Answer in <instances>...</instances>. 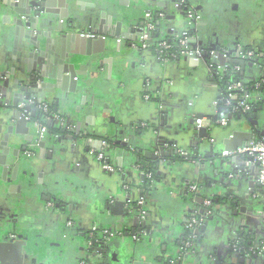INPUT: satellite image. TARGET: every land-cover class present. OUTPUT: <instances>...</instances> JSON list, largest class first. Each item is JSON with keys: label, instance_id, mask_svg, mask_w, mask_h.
I'll list each match as a JSON object with an SVG mask.
<instances>
[{"label": "crops", "instance_id": "0c3cea01", "mask_svg": "<svg viewBox=\"0 0 264 264\" xmlns=\"http://www.w3.org/2000/svg\"><path fill=\"white\" fill-rule=\"evenodd\" d=\"M72 1L73 12L84 18L87 16V21H77L74 29L88 35L99 26V9L106 7L109 12L107 6H113L110 10H116L131 32L122 41L120 51L102 55L104 60L111 61H105L100 72L102 101L96 128L80 116L75 102L65 104L63 100L47 95V103L54 105L59 115L71 125V134L59 141L61 144L56 150L48 148L42 154L38 149L34 156L28 157L23 152L24 148L31 151L33 147L26 139L28 135L16 136L15 132L13 135L7 132V119L0 116L3 128L0 147L11 154L19 150V157L14 156L15 163L25 164L20 165L15 180L11 175L8 184L0 181V242L4 243L8 264H82L86 261L88 264L90 260L91 264H130L132 258L146 257L155 264L168 263L185 232L184 220L191 211L188 189L197 178L196 164L185 160L177 162L182 164L181 169L175 168L176 164H163L156 171L155 191L163 195L155 194L154 202H145L147 237H137L138 241L128 237L125 242L114 238V244L108 248L109 254H103L101 259L100 256L89 259L91 254L85 250L82 239L83 233L98 226L122 234L139 229L137 212L144 197L143 174L129 164L122 165L121 170L107 172L93 153L102 138H130L137 127L142 128V135L137 140L146 150L157 151L159 140H165L175 143L173 148L182 154L194 150L203 157L211 156L207 157L203 189L216 199L218 209L226 202L231 203V209L223 217L214 210L190 264H263L258 258L255 262L246 257L240 259L230 246L242 227L259 238L264 235L259 220L262 202L254 197L260 188L252 182L254 178L256 180L258 166L247 156H229L248 144L251 131L264 137V69L260 63L246 61L243 73L248 85L262 80L259 102L263 110L258 109L250 120L231 115L230 125L222 127L219 115H227L224 113L227 104L219 84L210 81L213 73L205 63L200 61L199 67L186 69V65L177 60L164 66L154 53L146 54L141 49L140 53L130 45L137 44L135 30L141 28L147 9L166 16L165 20L158 21L159 41L170 42L188 35L192 29H189L184 14L175 8L181 0H80L86 3L81 8L76 5L79 0ZM192 4V12L197 11L203 18L194 33L199 42L193 46L220 49L225 53L220 60L226 65L222 69L234 59L243 61L237 54L246 47L264 60V0H192ZM170 16L176 17L175 20H168ZM90 18L92 24L88 21ZM9 19L10 14L0 11L1 28ZM7 48L4 41L0 47V70L10 73L11 85L16 80L27 81L34 74L29 73L32 64H25V57H21L16 48ZM237 67L242 71L241 66ZM219 102H223L224 107ZM220 109L222 113H219ZM197 118L204 120L202 128L207 130L210 139L196 137L199 134ZM79 131L82 136H78ZM75 139L77 141H73ZM195 143L197 147L192 149ZM107 156L111 159L109 154ZM111 160L117 168L115 159ZM68 184L72 190L60 197L59 190ZM11 186H20V189L13 192L9 190ZM48 197L53 202H62L49 213L45 210L51 202L46 200ZM103 202L108 204L107 208H102ZM93 205L102 217H94ZM11 236H17V239ZM126 242L130 244H123Z\"/></svg>", "mask_w": 264, "mask_h": 264}, {"label": "water", "instance_id": "95a60500", "mask_svg": "<svg viewBox=\"0 0 264 264\" xmlns=\"http://www.w3.org/2000/svg\"><path fill=\"white\" fill-rule=\"evenodd\" d=\"M187 1L191 5V7L187 5ZM184 2V4H180L175 8L179 12L184 14V19L186 23H188L189 29H192V32L196 33V26L197 24H202L203 18L196 11L194 12V14L200 16V20H190L188 17L189 12L193 11L194 6L192 4V0H184ZM85 4V2H82L80 0L76 2L78 8H81ZM122 4L124 6H127L126 2H122ZM72 7V0H0V11L10 14V19L7 20L8 22L5 23L2 28L0 27V47L3 42L6 41L8 48H16L17 53H19L21 57H25V64H32L33 69L30 70L29 73H34L27 81L20 82L16 80L13 85H11L10 73H6L0 70V116L7 119L5 128L7 132L11 133L12 135L15 132L16 136L28 135L26 139L31 142L29 145L35 147L34 152H37V150L40 149V152L42 154L46 153L45 149L49 148L56 150L57 148H59L61 144V142L59 141H61L62 138H54L50 137V135H47L45 138L39 139L35 127L27 119L28 114H30L32 118L35 117L36 113V107L31 106L29 102L34 101L36 104L47 102V95H52L58 100L61 99V101L63 100L62 102H64L65 104H68V102H75L78 112H80V116L82 115V118L85 120V122H88V124H92L93 127L96 128V121L97 117L99 116V107L101 106L102 101L101 95L99 94V90L101 88L100 83H102L103 81V79L100 77V72L101 69H103L104 63H106L105 61H108V59L104 60L102 58V55L108 54L113 50L120 51L121 44L123 42L119 43L118 40L123 41L128 37V33L131 32L130 28L124 25L123 20L120 19L116 10H114V12L110 10L111 8H113V6H107L109 8V12L105 9L106 7H101L99 9L101 10V13L99 16L100 21L98 28L94 29L93 31L90 30L88 32L89 34L86 35L76 28L75 30L74 27L77 21H87V16L86 18H84V16H82L80 13L73 12ZM13 14H15L16 16ZM175 18L176 17L174 16H170L167 19L175 20ZM165 19L166 16L164 20ZM92 20V18L88 19L90 24H92ZM66 22H68V24ZM144 25L145 22L142 23L140 29L135 30V34H137V36L134 35V40L137 44L134 45V42L130 44L131 47H133L137 52L140 53L141 48H139V38L141 29L144 27ZM204 36L202 37L203 40L205 39ZM132 37L133 35L130 39H132ZM193 38L195 39L194 43H196V41L197 43L199 42L198 37L194 36ZM223 55L224 54L220 53V59L213 62L214 67L211 70L214 72H212L213 74H211L210 81H214V78L220 75L219 72L215 73L216 69H219L221 72L224 71V69L222 68H225L226 65L224 66L222 64V61H220L223 58ZM110 61L111 59H109L108 62ZM179 62H183L184 66L186 65V69L199 67L201 65V62L205 63L207 68H210L208 59H204L200 62L194 59L184 58L180 59ZM109 64L111 66V63ZM236 64H239L242 68V72L245 73L247 63L245 61H236ZM207 73H209V69H207ZM67 93L71 94V96H67ZM260 99V95L256 96L257 102H259ZM21 104H26V108L24 110H21ZM219 105H221L220 102ZM259 110L262 111L263 107H260ZM220 112L221 109L219 110V113ZM224 113L227 114L226 109L224 110ZM228 117L229 119H231L230 115H228ZM2 129V126H0V134L2 132ZM197 131H199V134H197L196 137L210 139L211 136L205 128H197ZM139 135H142V133L140 132ZM259 135L260 134L258 132L251 131V133L249 134V140L247 142L256 140V136ZM78 136H82L81 131L78 132ZM125 139L128 140V142H124ZM73 141H77V139ZM120 144L124 148V150H126V153L124 152V150H121V148H116L112 153L109 154L111 159H115L117 163L116 171L121 170L122 165L124 164H129L131 167H134L136 169V157L130 152V149L132 148L131 146L135 144L140 148L138 154H140L141 150H143L144 158L151 160H158L169 157L172 156L174 152L177 153L179 151L173 148L176 147L175 143H167L165 140H159L158 150L155 152L146 150L144 144H140L137 140V137H133L131 139L129 137L123 138ZM193 146L194 147L192 149L196 148L197 144L195 143L193 144ZM246 146L247 144L243 147H240L239 149ZM28 150V147L24 148L23 152L25 153ZM0 152V181H2L3 184H8L9 182H11V180H9L11 175H13L12 180H15V176L19 174L20 165L25 164L15 163L14 156L17 158L19 157V150H17L14 154H11L7 149L0 147ZM196 154L197 157L193 158L192 150H190V152L182 154L181 157L183 160H185L184 162H192L193 164H196L195 170L197 169V178L195 181H199L203 189V184L205 181L204 170L206 163H208L207 157L211 156L203 157L198 153ZM212 156L214 155L212 154ZM196 158H198L197 161L195 160ZM178 163H175L176 165L174 164L175 168L178 167L179 169H181L182 164L179 165ZM163 164L171 165L170 163L166 162L161 163V165ZM142 178L144 181L145 177L143 175ZM155 182V180L152 182V194L147 198L144 196L142 190V194L144 196L142 199H144L145 202H154V196H156L155 194L159 196L163 195L155 191ZM40 185H42L41 182ZM19 189L20 186H11L9 188V190L13 192L18 191ZM69 190H72L71 186L69 184L68 186L64 185V188L59 190L60 197L65 196V194H67ZM203 193L206 195L204 196L205 198L212 197L211 195L206 194L205 191ZM188 196L191 206L190 210L192 211V209L194 208V199L189 192ZM200 199L201 202L204 200L201 197ZM46 200L50 202L51 197H48ZM229 203L226 202L220 209L216 207V210H218V214H221L220 217H223L224 214L229 212L228 210L231 209V203ZM102 204V208H107V203L103 202ZM140 209L141 207L138 206V212L136 211L139 229L134 230L131 234H123V236L125 235V237L118 236L117 234L119 233L115 232L116 235L114 238H119L121 242H125L128 237H132V239L135 236L139 237V239L147 237L146 230L148 227V214H146L145 222H141L139 216ZM92 213L95 218L102 217L101 213L96 212L94 205L92 208ZM200 213L205 214V211L201 210ZM187 217L184 220V226L187 222ZM206 227L207 221L205 226L200 231V236L205 233ZM238 228L239 227H236L235 229ZM185 232H187V229H185ZM114 238H100L101 240H99L98 242H93L92 244H90V241H84V246L86 248L85 250H87V253H90V250L92 251L90 253L91 255L89 256L90 258H88L91 259L95 256L99 258L100 256L101 259L104 258L101 257L103 254L108 255L109 245L112 246L114 244ZM136 241H138V239ZM123 244L130 243L126 242ZM95 245L98 246L95 247ZM178 247L179 246H177L176 251L173 253L171 259L166 264L191 263L194 255L181 259L179 258L180 254ZM4 249V243L0 242V264H8L9 261ZM256 259L257 258H254L252 259V261L255 262ZM137 262L138 264L139 262L140 264H142V262L144 264H155V262L148 257H146V259L132 258L130 264H137ZM240 262L242 263V260H240ZM88 264H91V260L88 262Z\"/></svg>", "mask_w": 264, "mask_h": 264}, {"label": "built area", "instance_id": "2783aa9c", "mask_svg": "<svg viewBox=\"0 0 264 264\" xmlns=\"http://www.w3.org/2000/svg\"><path fill=\"white\" fill-rule=\"evenodd\" d=\"M184 0H181V4H184ZM189 19L198 21L200 20V16L195 15L194 12H189ZM145 25L141 29L140 38H139V48H141V51L143 53H154V55L157 57L159 63L166 66L172 62V60L175 59H194L197 61H203L204 59H209L210 62V69H213V62L215 60L220 59V53L222 51H215V50H206L203 48H200L198 46H193L195 39L193 37H190L189 35L185 34L182 36L177 37L174 41H160L157 45L156 49L152 51V44H151V36L156 31L155 27V12L151 10H146L143 14ZM156 18L159 20H164L165 15L164 14H156ZM119 43L122 42V40H118ZM225 54V53H222ZM239 58L241 60H248L252 61L257 64H261V62L264 60H261V57L259 54L252 50L249 52H246L244 50H239ZM225 56V55H223ZM236 72L240 71V68L237 67L235 69ZM262 80L264 81V75ZM262 80L260 83L256 84V88L258 89L260 84L262 83ZM224 97V102L226 101L227 104V115H219L220 120L219 124L222 127H228L231 123V120L229 119L228 115L234 116L235 114H249L252 111L251 103L255 101V96H250L248 93L244 92V85L243 83H236L232 84L228 90L226 91ZM256 98V97H255ZM146 99L148 100L149 97L147 96ZM27 104V103H26ZM26 104H21L20 108L21 110H24L26 108ZM31 106H35L38 110L43 111V113H49V103L43 102L36 104L34 101L29 102ZM28 121L33 124L35 127L39 139L45 138L49 131L46 126L42 125L39 122H33L31 121V116L28 114ZM49 121H55L59 127L64 128L68 125L66 120H63L60 115H55L53 117V120ZM204 120L202 119H196V127L201 128L203 127ZM143 127H146V124L143 125ZM54 138H62L59 136H55ZM124 142H128V140H124ZM106 146L105 142H101L99 145V148L95 149L93 153H96V158L98 162L101 164L102 168L107 172H115L116 167L114 166V163L111 159H109L108 156H106L103 153V148ZM33 148H31V151H27L26 155L28 157L34 156ZM247 156L255 161V163L258 166V172L255 178L253 179V182L255 185L260 187V191L258 195H254V197L258 200H261L262 202V209L259 213V220L260 225L262 228H264V140L263 141H257L252 140L248 142L247 146L237 150L236 152L230 154L229 156ZM188 192L193 196V205L194 208L192 211L188 214L187 222L185 224V228L189 232V236L187 239H185L180 246L179 249V258L184 259L186 257H191L195 254L197 241L200 237V231L205 226V219L210 217L213 213L212 210H216L215 205L212 203V198L204 197V191L202 189V185L196 181L193 183V185L189 186ZM203 196V197H202ZM204 199L201 202V199ZM139 206L141 207L139 211L140 221L145 222L146 220V214L147 211L144 209L145 206V200L141 199L139 202ZM54 208L53 204H49L47 208L45 209L47 212ZM201 210L205 211V214H201ZM264 234V233H263ZM116 235L115 232L110 230H103L99 237L101 239H112ZM118 236H123L122 233L117 234ZM99 238V239H100ZM137 236L134 237V240H136ZM259 238V237H258ZM263 238V239H262ZM100 239V240H101ZM263 241H262V240ZM99 241V240H98ZM94 241V242H98ZM93 242L90 241V244ZM257 244H254L246 253V258L249 260H252V258H258L263 264H264V235L259 238V241H256ZM231 251L237 253L239 255V252L241 249H239L236 246L231 247ZM82 264H86V262H83Z\"/></svg>", "mask_w": 264, "mask_h": 264}, {"label": "trees", "instance_id": "16d2710c", "mask_svg": "<svg viewBox=\"0 0 264 264\" xmlns=\"http://www.w3.org/2000/svg\"><path fill=\"white\" fill-rule=\"evenodd\" d=\"M187 5L189 7H191V5L189 4V2L187 1ZM156 14L155 13V27H156V31L154 32V34H152L151 36V44H152V51H154L157 47V45L159 44L160 41V30H159V26H158V18H156ZM190 37L194 36V33L192 32V30L190 31V33L188 34ZM169 42V41H168ZM209 50V49H206ZM211 50V49H210ZM244 51L249 52L252 51V49L250 47H246L244 49ZM260 56V55H259ZM178 59L172 60V62L177 61ZM235 60V59H234ZM230 61L229 62V67L224 69L223 72H221L219 69H216L215 73L219 72V76L214 78V81H216L219 84L220 87V92L222 93V95L224 96L226 91L228 90V88L232 85V84H236V83H243L244 84V92L248 93L250 96H258L261 95V89L260 88H256V83L252 84V85H248L245 83V78L243 75L242 71L236 72L235 68L239 65L236 64V61ZM262 60V58H261ZM209 61V59H208ZM245 62L248 60H244ZM247 63V62H246ZM210 65V62H209ZM261 67L264 69V62H261ZM240 66V65H239ZM214 72V71H212ZM261 80H259L258 83H260ZM264 86V84L262 85ZM48 104V103H47ZM224 103L222 102V106ZM49 105V113H43V111L36 109V113H35V117L31 118V121L33 122H39L42 125L46 126L49 133L48 135H50V137H55V136H59L62 138H66L67 136H69L71 133L69 132L70 129L72 128L70 124H68L66 127L61 128L58 126V124L55 121H49V120H53V117L55 115H59L58 110L55 108L54 105L48 104ZM261 106L260 102L254 101L251 103V107H252V111L249 114H235L234 116H236L238 119L239 118H244L245 120H250L253 117V114L256 113L259 109V107ZM223 110V109H222ZM222 113V112H221ZM64 120V118H62ZM142 130L141 127H137L135 128V133L130 134V139L133 137H138V135L140 134V131ZM101 140H103L102 142H105L106 146H104L103 148V153L107 156V154H110L113 152V150H115L116 148H121V150H124V148L121 146V142H122V138L118 139V140H113L110 138H102ZM256 140L257 141H263L264 137L259 135L256 136ZM132 148L130 149V152L135 155L136 157V164L135 167L136 169L143 174V176L145 177L144 180V186H143V194L144 196L147 198L148 196H150L152 194L151 192V187H152V182L156 179V171L158 169V167L161 165V163L166 162V163H170L171 165H174L175 163H177L179 160H183L181 157V153L178 151L177 153L174 152L172 156L169 157H165L162 159H158V160H151V159H146L143 156V150H141V153L138 154L139 151V147L135 144L133 146H131ZM95 155H97L95 153ZM192 156L193 158L197 157L196 151H192ZM196 161L198 160V158L195 159ZM51 201L50 203L54 205V208L61 204V202L58 200L56 202ZM212 203L215 205L216 204V199H212ZM212 214L213 215L215 213L214 209L212 210ZM211 218L208 217L205 219V224L206 221H208ZM105 230V228H103L102 226H98L95 230L90 231V232H86L83 233L82 235V239L84 241H98L100 240L99 238V234ZM262 233H264V231H262ZM189 236V232H185L184 235L178 240V246H180V244L187 239ZM258 235H255L253 233H251L250 231H248V228L242 227L241 229H239V232L237 233V237L231 241L230 246H236L239 249H241V251L239 252V257L240 259H244L246 256L247 251L254 246V244H257L256 241H259V238L257 237ZM202 236L199 237L197 244L199 243V241L201 240ZM263 241V240H262ZM94 246V245H93ZM98 245H95V247H97ZM92 251L90 250V253ZM239 259V260H240ZM238 260V263H239Z\"/></svg>", "mask_w": 264, "mask_h": 264}, {"label": "flooded vegetation", "instance_id": "af4514ba", "mask_svg": "<svg viewBox=\"0 0 264 264\" xmlns=\"http://www.w3.org/2000/svg\"><path fill=\"white\" fill-rule=\"evenodd\" d=\"M15 232H18V230H14ZM11 237H13L14 239H17V236H11ZM16 237V238H15Z\"/></svg>", "mask_w": 264, "mask_h": 264}, {"label": "rangeland", "instance_id": "374dc122", "mask_svg": "<svg viewBox=\"0 0 264 264\" xmlns=\"http://www.w3.org/2000/svg\"><path fill=\"white\" fill-rule=\"evenodd\" d=\"M51 210L48 211V213L50 212Z\"/></svg>", "mask_w": 264, "mask_h": 264}]
</instances>
